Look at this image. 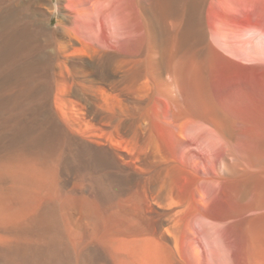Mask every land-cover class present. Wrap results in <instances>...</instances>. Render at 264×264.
Returning <instances> with one entry per match:
<instances>
[{
    "label": "rangeland",
    "instance_id": "obj_1",
    "mask_svg": "<svg viewBox=\"0 0 264 264\" xmlns=\"http://www.w3.org/2000/svg\"><path fill=\"white\" fill-rule=\"evenodd\" d=\"M3 2L0 192L8 156L35 163L27 191L62 203L91 264H122L133 236L165 257L136 264H264V0H116L117 27L67 0Z\"/></svg>",
    "mask_w": 264,
    "mask_h": 264
},
{
    "label": "bare ground",
    "instance_id": "obj_2",
    "mask_svg": "<svg viewBox=\"0 0 264 264\" xmlns=\"http://www.w3.org/2000/svg\"><path fill=\"white\" fill-rule=\"evenodd\" d=\"M3 1L4 0H0V12L2 8L5 7V4ZM36 1L37 0H18L17 5L19 6V9L23 13H25V15L32 16L35 11L34 5L36 4ZM56 5H55L56 9H59V4H56ZM116 5H117L116 0H67V4L65 5L64 8L67 12L66 13L67 16L78 17L83 14H97L98 16L102 17L105 22L110 23V25L117 27L118 24L116 22V19H114V16H113V14H115L114 10L116 9L115 8ZM146 9L150 15V20L154 21L155 17H154V11L152 7L151 6L146 7ZM8 13L10 12L8 11L6 14ZM164 18L165 16L161 17V19H164ZM118 19H119V16H118ZM51 21H52V17L49 16L47 19V25H46L47 26L46 28L48 29L47 34L51 33V30H50L52 29ZM35 23L36 21H34L33 18L29 20V28H30L29 32L38 34V30L36 28ZM1 24H2V20L0 17V26ZM13 49L14 48H12V46L9 45V47H6L5 50L1 51V44H0V63L6 59L7 61L9 60V55L10 53H12ZM256 52L257 51L255 50V53ZM1 64H4V63L2 62ZM2 89L4 88H1V90ZM4 90H2L3 93L5 92ZM5 104L7 105L8 103H5ZM5 107L6 106L4 104L0 103L1 110L2 108H5ZM6 146H9V145L6 144ZM7 148L9 149V147ZM7 148L4 149L3 151L6 152L8 150ZM17 149L15 152H17ZM0 152L1 154L3 153L2 151ZM10 152H12V149L11 151L8 152L9 155H10ZM8 153L6 154L8 155ZM18 154H21V153L18 152ZM11 155L12 157L8 156L6 158V161L4 160L5 162H4L3 171L7 169V171L9 172L7 173L8 176L10 177L11 181H13L17 185V187L12 192L13 194L11 197L9 196L6 197L5 196L6 194H4V192L3 193L0 192V262H2L0 264H91L94 258V253L92 252L80 253L78 250L71 249L70 245L67 243L68 239L66 240V238L68 237L67 236L68 229L63 228V225H64L63 221L65 222L67 221L64 220V217L61 218L60 209H58L59 206L57 205V204L60 205L61 202L57 203V201H55L57 203L56 204L53 201L56 204L55 206L54 203H52L53 205L48 204V203L47 204L45 203L46 205H40V204H43L44 202V201L43 202L41 201L42 203L38 205L35 200L34 201L32 200L31 197L33 196H30L29 194L30 192L27 191V187L30 188V186H32L33 188L34 185L35 187H37L38 183L39 185H43L42 184L43 181L42 182L40 181L42 180L43 176L39 174L41 178L38 177L37 170L39 168L36 169L37 166H35L36 165L35 163H34L35 165L34 164L32 165V161L30 162L29 160L28 162V159L26 160L24 157L20 155H16V156H13V154ZM3 159H1L2 162H3ZM15 164H16V167H15ZM2 176L4 177L3 173L0 174V179L2 178ZM110 186L111 185H109L108 188H110ZM57 197L58 196H56V198ZM14 199L17 200L16 202L19 204V207L15 210H14L15 207L13 208ZM57 199L58 201L61 200L60 195H59V198ZM56 208L58 210H56ZM88 208H90V206ZM56 211H58L59 213ZM65 230H67V233L65 232ZM133 237L134 238L132 239L130 237V239L128 240L123 239L124 241L122 240L119 246H117L116 248V253L118 254V257H120L119 259L121 260L122 264H136L137 262L140 263V261L144 259L158 261V259H161L162 255L164 257V251H162L161 245H158L159 243L157 244L156 241H153L152 239H148L147 237L146 238L143 237L142 239L135 238V236ZM160 261L161 263L163 262L162 260Z\"/></svg>",
    "mask_w": 264,
    "mask_h": 264
}]
</instances>
